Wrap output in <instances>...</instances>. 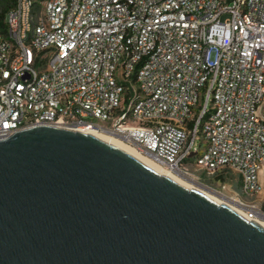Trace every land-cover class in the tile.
I'll list each match as a JSON object with an SVG mask.
<instances>
[{
    "label": "built area",
    "instance_id": "obj_1",
    "mask_svg": "<svg viewBox=\"0 0 264 264\" xmlns=\"http://www.w3.org/2000/svg\"><path fill=\"white\" fill-rule=\"evenodd\" d=\"M36 125L105 131L256 197L264 0H16L0 27V140ZM261 196L237 205L264 216Z\"/></svg>",
    "mask_w": 264,
    "mask_h": 264
},
{
    "label": "water",
    "instance_id": "obj_2",
    "mask_svg": "<svg viewBox=\"0 0 264 264\" xmlns=\"http://www.w3.org/2000/svg\"><path fill=\"white\" fill-rule=\"evenodd\" d=\"M0 264H264V227L96 136L0 140Z\"/></svg>",
    "mask_w": 264,
    "mask_h": 264
},
{
    "label": "bare ground",
    "instance_id": "obj_3",
    "mask_svg": "<svg viewBox=\"0 0 264 264\" xmlns=\"http://www.w3.org/2000/svg\"><path fill=\"white\" fill-rule=\"evenodd\" d=\"M77 130L84 132V133H87V134H91L93 136H96L99 139L124 150L125 152H127L128 154L137 158L139 161L144 163L146 166L150 167L151 169L155 170L156 172L160 173L161 175H164V176L171 178L172 180H174L175 182L179 183L180 185H182L186 188L199 190L200 192L205 194L207 197H209L213 201H215L219 204L228 205L229 207H231L233 210H235L238 214H240L244 218H246L250 221L255 220L257 223H259L261 226L264 227V216L258 215V217L254 218V219L250 218L248 216V214L245 212V210L241 209L240 207L238 208V206L236 207L232 203V202H236L237 204H242V203H239V201L237 199H235L234 196H227L226 199L230 202H228V201L224 202V201H221V200L215 198L210 193H208V192H206V191H204V190H202L196 186H192V185L187 184L182 178H180L178 176L179 174L174 173L171 170H169L164 164H162V162L155 160L151 156H147L145 154H142L138 149L124 143L120 138H118L117 136H115L111 133L96 130V129H91V128H84V127L77 128Z\"/></svg>",
    "mask_w": 264,
    "mask_h": 264
},
{
    "label": "rangeland",
    "instance_id": "obj_4",
    "mask_svg": "<svg viewBox=\"0 0 264 264\" xmlns=\"http://www.w3.org/2000/svg\"><path fill=\"white\" fill-rule=\"evenodd\" d=\"M39 1L41 0H38V2ZM38 4L42 6L41 3H38ZM196 145L198 146L200 153H203L204 147H203L202 142L198 141ZM192 171L197 172L196 168L192 169ZM178 176L182 178L187 184L196 186L210 193L215 198L221 201L227 202L228 201L226 199L227 196H234L235 199H237L239 202L245 203L248 206H253V205L257 207L262 206V196L261 195L263 194L264 190L254 198L238 195L236 193L238 192V186L236 185V181H235L236 176L234 174H232V176L231 175L227 176V178L225 177L219 178L218 176H208L205 173H202L201 171H199V173L196 174V176L199 177L198 180L202 182L203 184H197L196 181L188 179L185 176H181V175H178ZM234 205L236 207L238 206V208L240 207L239 205H237V203ZM240 208L243 209L242 207Z\"/></svg>",
    "mask_w": 264,
    "mask_h": 264
},
{
    "label": "trees",
    "instance_id": "obj_5",
    "mask_svg": "<svg viewBox=\"0 0 264 264\" xmlns=\"http://www.w3.org/2000/svg\"><path fill=\"white\" fill-rule=\"evenodd\" d=\"M15 4L16 0H0V27H4V19Z\"/></svg>",
    "mask_w": 264,
    "mask_h": 264
}]
</instances>
